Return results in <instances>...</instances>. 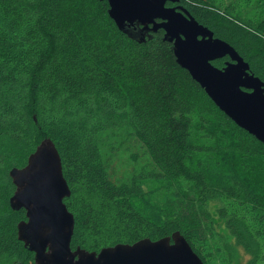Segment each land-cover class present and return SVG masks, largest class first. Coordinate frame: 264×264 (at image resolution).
I'll list each match as a JSON object with an SVG mask.
<instances>
[{
    "label": "trees",
    "instance_id": "trees-1",
    "mask_svg": "<svg viewBox=\"0 0 264 264\" xmlns=\"http://www.w3.org/2000/svg\"><path fill=\"white\" fill-rule=\"evenodd\" d=\"M180 1L264 81V0H243L253 15L233 1ZM107 9L105 0H0V203L13 189L9 169L49 138L70 188L63 201L74 217L72 249L179 230L210 264L221 250H204L215 215L256 264L264 255V143L176 63L161 29L140 42ZM121 131L143 154L130 153L136 165L123 175L114 162ZM0 209V255L33 264L17 238L23 211L7 200Z\"/></svg>",
    "mask_w": 264,
    "mask_h": 264
},
{
    "label": "water",
    "instance_id": "water-1",
    "mask_svg": "<svg viewBox=\"0 0 264 264\" xmlns=\"http://www.w3.org/2000/svg\"><path fill=\"white\" fill-rule=\"evenodd\" d=\"M105 1L116 27L133 39L141 42L146 33L163 29L176 63L227 117L264 143V81L232 45L214 37L186 9L165 6L166 1L177 0ZM224 56L229 59L223 67L212 64ZM8 175L15 186L9 205L13 210L24 208L27 217L17 223V238L34 253V264H204L179 230L99 251L72 249L74 217L63 201L70 188L49 138L40 141L25 165L10 168Z\"/></svg>",
    "mask_w": 264,
    "mask_h": 264
},
{
    "label": "rangeland",
    "instance_id": "rangeland-1",
    "mask_svg": "<svg viewBox=\"0 0 264 264\" xmlns=\"http://www.w3.org/2000/svg\"><path fill=\"white\" fill-rule=\"evenodd\" d=\"M229 1L231 2L233 1L234 5H236L237 12L241 15H247L248 13L250 15H253L255 13L253 7L247 6V4H245L243 0H225L224 3L228 4ZM123 132L124 131H121L114 138L116 145L118 146L123 145L121 147L119 146V148L117 149L118 155L114 158L115 170L116 173L119 175L125 174L127 170H131L132 167L136 165V162L130 156L131 152L140 154L139 156L143 155L141 153L142 146L140 145V143L136 140H132L130 137L123 136L122 135ZM124 140L126 142H124ZM10 195L11 194L2 197L0 204H3L4 206V202L6 200L9 202ZM162 195L164 194L159 195V197H161ZM215 206H216L215 203L211 205V208L213 209V214H214ZM0 212H2V209H0ZM8 213L9 212L6 211V214ZM215 217L216 216L213 215V221L215 225L210 230V232H207L206 234L207 237H206V244L204 250L205 251L209 250V252L212 253V255H213L212 251H214L215 247H218V249L220 248L221 250H219L213 256L210 255V253L208 254V259L210 258V256H212V259L210 260V264H221L222 262L229 263V261L231 264H247L249 258L248 253L242 247L237 245L234 238L229 233L226 232L225 228H223L222 222L219 221L217 217L216 218ZM224 245L228 247L223 248ZM13 261H16L15 263L17 264L18 263L17 257L16 258L10 257L9 259L7 255H0V264H11V263L13 264ZM256 264H264V255L262 259H260Z\"/></svg>",
    "mask_w": 264,
    "mask_h": 264
},
{
    "label": "flooded vegetation",
    "instance_id": "flooded-vegetation-1",
    "mask_svg": "<svg viewBox=\"0 0 264 264\" xmlns=\"http://www.w3.org/2000/svg\"><path fill=\"white\" fill-rule=\"evenodd\" d=\"M165 6L166 7H177V8H183V9H186L187 11H188V9L181 3V1L180 0H177V1H174V2H171V1H166V3H165ZM178 10V9H177ZM189 12V11H188ZM190 13V12H189ZM191 14V13H190ZM157 21L159 22V21H161L160 19H157ZM149 25H151V24H149ZM139 29V28H138ZM161 29V28H160ZM137 30V29H136ZM159 30V29H158ZM157 30V31H158ZM162 30V32H163V34H164V30L163 29H161ZM156 31V32H157ZM152 33H155V32H148V33H146L145 35H146V37H148V36H151V34ZM213 36H214V33H213ZM214 37H216V36H214ZM172 45V44H171ZM219 59H222V62H223V65L221 66V67H223L224 66V62H226L228 59H229V57L228 56H224V57H222V58H219ZM215 60H218V59H215ZM215 60H213V61H215ZM213 61H212V64H213ZM214 65V64H213ZM216 66V65H215ZM218 67V66H217ZM221 67H219V68H221ZM12 181V180H11ZM14 190H15V186H13V189H12V192H11V195L13 194V192H14ZM10 195V196H11ZM9 203V202H8ZM10 206V205H9ZM11 208V207H10ZM13 210V209H12ZM23 211V217L22 218H20L17 222H19V221H21V220H27V217H26V211H25V209L24 208H20V209H18V210H14V211ZM16 230H17V225H16ZM30 252H32V251H30ZM33 253V252H32ZM33 256H34V253H33ZM33 264H34V260H33Z\"/></svg>",
    "mask_w": 264,
    "mask_h": 264
},
{
    "label": "bare ground",
    "instance_id": "bare-ground-1",
    "mask_svg": "<svg viewBox=\"0 0 264 264\" xmlns=\"http://www.w3.org/2000/svg\"><path fill=\"white\" fill-rule=\"evenodd\" d=\"M16 234V233H15Z\"/></svg>",
    "mask_w": 264,
    "mask_h": 264
}]
</instances>
